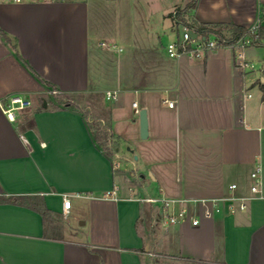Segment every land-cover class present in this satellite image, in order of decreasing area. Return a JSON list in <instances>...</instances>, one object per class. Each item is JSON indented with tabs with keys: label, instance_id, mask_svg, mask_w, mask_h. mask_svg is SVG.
<instances>
[{
	"label": "crops",
	"instance_id": "1",
	"mask_svg": "<svg viewBox=\"0 0 264 264\" xmlns=\"http://www.w3.org/2000/svg\"><path fill=\"white\" fill-rule=\"evenodd\" d=\"M190 1L113 0L120 23L104 29L89 0L0 3V28L11 41L0 36V100L20 95L32 103L14 120L0 107V264H160L155 256L264 264V42L247 48L256 67L245 77L230 48L169 57L166 46L177 38L170 14ZM262 6L199 0L193 16L248 28ZM16 52L78 106L99 99L114 157L95 141L90 120L57 103ZM107 90H118V99L107 101ZM134 102L147 111V139ZM125 147L138 167L119 162L129 164ZM258 167L261 188L253 193ZM20 197L44 204L49 220L28 204L3 201ZM145 198L176 200L177 208L187 200L236 201H221V212L197 226L191 218L167 226L160 204ZM200 215L192 206L191 217Z\"/></svg>",
	"mask_w": 264,
	"mask_h": 264
},
{
	"label": "built area",
	"instance_id": "2",
	"mask_svg": "<svg viewBox=\"0 0 264 264\" xmlns=\"http://www.w3.org/2000/svg\"><path fill=\"white\" fill-rule=\"evenodd\" d=\"M52 0H0V3H10V4H21V3H41L48 2ZM173 24L177 31V38L171 41L166 46V51L171 58H181L184 56L190 58H200L206 53L221 49L230 48L235 53V66L237 71L242 77H245L249 70L255 69V64L247 58V48L251 46H256L254 41H257L252 35L255 33L257 28L263 24L264 20L259 14L257 20L248 27V31L241 35L240 37L233 40L223 39L217 32H211L207 37L197 34L193 29L185 25L179 18L176 8L172 11L170 15ZM192 33L196 36L193 37ZM261 71L264 75V66L261 67ZM53 94L57 91H52ZM118 90H107L104 93V97L107 101H116L119 97ZM247 97H252L251 93L246 94ZM32 105L31 101L20 95H12L6 99L0 100V107L3 112L10 120L16 118V112ZM174 103L169 102V106L173 107ZM133 108L136 114H140V109L137 102L133 103ZM244 123V121L242 122ZM246 125V123H245ZM260 167H258L252 174L253 184L251 190L253 193L260 192L261 188V176ZM236 184L231 185V189H235ZM145 202L148 203H159L160 208V221L167 226H176L188 218H191L192 225L197 226L201 222V218H212L216 213L221 212V201H230L231 204L236 201L235 198L232 199H198V200H187L185 205L177 208V201L170 200L167 198H145ZM71 206L70 199L67 196L63 198V212L65 215L69 213ZM196 206L201 209L200 216L191 217V207ZM231 208H233L231 206ZM239 208L244 210L246 208V203L244 199L240 200Z\"/></svg>",
	"mask_w": 264,
	"mask_h": 264
},
{
	"label": "trees",
	"instance_id": "3",
	"mask_svg": "<svg viewBox=\"0 0 264 264\" xmlns=\"http://www.w3.org/2000/svg\"><path fill=\"white\" fill-rule=\"evenodd\" d=\"M199 0H191L188 4H186L184 7H177V14L178 18L188 27L193 29L197 34L202 35L204 37H207L209 33L211 32H217L220 34V36L223 39L226 40H233L241 35L245 34L248 29L240 26H235L233 24H225V23H204L196 20L193 16L194 11L197 8ZM171 15V14H170ZM260 15L262 19L264 20V6L261 7L260 10ZM0 36L8 43H10V38L7 36L3 30L0 28ZM254 38L257 39V41H254V44L256 46H259L263 44L264 42V22L261 24L255 33L252 35ZM14 49L15 46H14ZM17 53V52H16ZM18 54V53H17ZM18 57L22 60L20 55L18 54ZM23 61V60H22ZM25 65L33 72V70L26 64L25 61H23ZM33 74L43 83H46L48 86H51L53 90H58L55 86H52L48 82H44L41 80L34 72ZM56 102L66 106V107H71L74 109H79L83 115L87 118L88 111L83 110L80 106H78L72 99L71 96L67 94H60L57 93L54 95ZM110 123H103L102 121L98 120H90L89 122V127L92 131L93 137L97 144L103 149L106 155L109 157H113L115 151H116V144L113 142V136L111 134V127ZM3 201L6 202H13V203H23V204H28L32 208L36 209L38 212H40L43 216V219L46 221L49 220V210L45 207L44 204H39L35 200L33 201L32 198L30 197H20V198H8L4 199ZM178 261V264H201L203 262L194 260V259H189V258H175Z\"/></svg>",
	"mask_w": 264,
	"mask_h": 264
},
{
	"label": "rangeland",
	"instance_id": "4",
	"mask_svg": "<svg viewBox=\"0 0 264 264\" xmlns=\"http://www.w3.org/2000/svg\"><path fill=\"white\" fill-rule=\"evenodd\" d=\"M90 2V5H91V10H92V13H93V16H94V19H97V20H101L103 21L102 23V27H98V28H105L103 27L104 24L107 25V23H111V25H113V27L115 28V25L118 27L119 23H120V18H119V12H118V6L116 5V3L113 2V0H89ZM106 21V22H105ZM107 32V31H106ZM106 32H104V30H100V31H97V33H99V38L98 39H106L107 37L105 36L106 35ZM96 98H94L95 100ZM80 100V99H79ZM81 101V100H80ZM78 101L79 103H82L83 105H81V108H83V110H86L88 111V114H87V118L89 120H95V121H98L99 118L101 117H105V112H103V109L101 107H99L98 105V101L99 99L95 100L93 102V105H89L88 102H84V101ZM91 104V103H90ZM107 119H105L106 121ZM127 147V146H126ZM125 147V153L128 158H129V164L127 165H124L123 163H125L124 161H119V162H122V166H126L127 167H130L131 163L133 166L131 167H135L139 165V163H137L135 161V156H132L130 155L129 153H127V148ZM114 157V156H113ZM77 211L76 209V206L75 204L73 205V209H72V212L75 213ZM80 223V222H79ZM155 258H157L160 262V264H178V262L174 259H171V258H166V257H158V256H155Z\"/></svg>",
	"mask_w": 264,
	"mask_h": 264
},
{
	"label": "water",
	"instance_id": "5",
	"mask_svg": "<svg viewBox=\"0 0 264 264\" xmlns=\"http://www.w3.org/2000/svg\"><path fill=\"white\" fill-rule=\"evenodd\" d=\"M193 37L196 36L195 33H192ZM140 129H141V138L147 139L149 136V126H148V118H147V111L145 109H142L140 111ZM135 159H137V156H135Z\"/></svg>",
	"mask_w": 264,
	"mask_h": 264
}]
</instances>
